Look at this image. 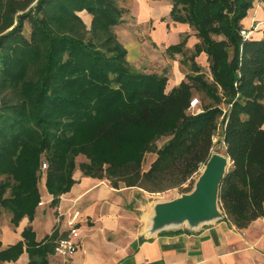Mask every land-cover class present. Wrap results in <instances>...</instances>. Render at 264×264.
I'll list each match as a JSON object with an SVG mask.
<instances>
[{
	"label": "trees",
	"instance_id": "1",
	"mask_svg": "<svg viewBox=\"0 0 264 264\" xmlns=\"http://www.w3.org/2000/svg\"><path fill=\"white\" fill-rule=\"evenodd\" d=\"M171 3L172 21L199 39L190 53L188 35L167 48L190 67L173 88L167 74L128 61L117 34L127 13L120 0H0V217L7 209L15 227L30 223L17 243L0 241V264L25 252L28 264H50L58 233L38 242L31 226L44 174L52 207L76 184L78 167L116 189L144 188L148 153L156 154L155 183L193 186L220 129L231 163L220 187L222 220L244 230L264 217V28L261 38L242 33L256 0ZM202 53L210 78L196 61ZM196 94L205 98L193 112ZM80 156L87 161L78 165Z\"/></svg>",
	"mask_w": 264,
	"mask_h": 264
},
{
	"label": "crops",
	"instance_id": "2",
	"mask_svg": "<svg viewBox=\"0 0 264 264\" xmlns=\"http://www.w3.org/2000/svg\"><path fill=\"white\" fill-rule=\"evenodd\" d=\"M131 1L130 14L134 17V25L127 27L124 23L117 27L118 37L128 50V61L142 73L164 74L165 66L155 71V65L167 48L180 43L188 35L186 50L191 52L199 39L188 24L172 21L171 0ZM83 18L86 23L91 21L86 14ZM243 25L244 29L252 31L251 36L262 37V0H256ZM125 28L128 33L122 34ZM137 28L144 30V34H140ZM196 61L210 72L205 53ZM171 69L172 72L167 74L169 88L178 86L188 75L182 70L180 61H174ZM74 178L76 184L61 196L57 207L51 206L53 196L48 193L44 182L41 191L43 204L39 205L31 223L38 242L54 231L58 233V242L68 236L69 221L78 216V252L70 258L54 253L49 256L50 264H264V217L244 230L220 220L196 229L182 227L152 233L150 209L145 211L143 205H132L139 200L140 188L121 186L116 189L108 180L84 176L79 169ZM29 224L25 218L19 227L7 228L0 237L3 246L21 240V233ZM28 262L29 256L25 252L16 263L6 264Z\"/></svg>",
	"mask_w": 264,
	"mask_h": 264
},
{
	"label": "water",
	"instance_id": "3",
	"mask_svg": "<svg viewBox=\"0 0 264 264\" xmlns=\"http://www.w3.org/2000/svg\"><path fill=\"white\" fill-rule=\"evenodd\" d=\"M230 166L227 156L213 153L191 193L158 203L154 207L151 232L156 233L185 223L196 229L202 224L222 220L224 214L220 205V187Z\"/></svg>",
	"mask_w": 264,
	"mask_h": 264
},
{
	"label": "rangeland",
	"instance_id": "4",
	"mask_svg": "<svg viewBox=\"0 0 264 264\" xmlns=\"http://www.w3.org/2000/svg\"><path fill=\"white\" fill-rule=\"evenodd\" d=\"M169 1V0H168ZM121 5L126 8L127 13L125 15V18L127 20H125V25L128 26H133L134 25V17L131 16L130 14V8H132V1L131 0H120ZM124 25V27H125ZM151 26H153V23H151ZM118 29V28H117ZM138 29V28H137ZM139 33H143L144 34V30L142 32V30H140V28L138 29ZM122 34H127V30L125 28L124 31L121 32ZM163 52V50H161ZM190 53V52H188ZM178 56L175 57V59L170 58L169 55H167L166 53L162 54V57L160 58V61L157 62V65H155V71L160 70L161 67H164V70L162 71L165 74H168L170 72H172L171 68L172 65L174 64V61H183V59H185V57L181 54H177ZM163 57H165V60H163ZM167 63V64H166ZM182 66V70L188 74H190V67L189 64H181ZM204 72L206 73L207 77L210 78V72L209 70L204 69ZM195 98L200 100L201 103V98H205L204 94H196ZM200 107V106H199ZM198 107V108H199ZM198 110V109H197ZM169 138H163L160 141H158L157 146L161 147ZM215 146L213 149L214 153H219L222 155H226V150H225V146L223 144V142L221 141V129L219 130L217 136L215 137L214 140ZM156 159V154L155 153H148L145 157V161L143 164V170L145 172V182H146V186L144 188H140L139 193L138 194V202H134L132 205L136 206L135 204H137V206H141L143 205L145 208V211L150 209L151 214H150V224H152L151 218L154 215V207L158 204V203H163V202H168L171 200H174L176 198L181 197L183 194H187V190L189 188H192V191L194 190L195 184L198 180V178L200 177V175L202 174L204 167H202L200 169V171L193 177L192 181L194 182L193 186H190V181L186 182V183H180L175 185L173 182L169 181V180H161V181H157V183H155V181H153V177L154 175H156V173H150V168H151V164L153 163V161ZM86 158L84 156H80L77 158V164L80 165L83 162H86ZM44 165V164H43ZM48 166L46 168H44V166L42 167L43 171L47 170ZM78 169L80 170V168L78 167ZM77 171V170H76ZM81 171V170H80ZM82 172V171H81ZM45 178H46V174L43 175V179L41 180L40 183V190L42 191V186L45 182ZM138 188V187H137ZM191 191V192H192ZM190 192V193H191ZM142 195L144 197H142ZM142 197V198H141ZM217 221L220 220H216L214 222L211 223H207V224H202L199 227H203L204 225H209L212 223H215ZM182 227H189L190 226L188 224H183L181 226H173V227H168L167 230L170 229H179ZM198 227V228H199ZM14 229L15 226L11 223V213L7 210V209H3L2 210V216L0 217V237L1 234L7 229Z\"/></svg>",
	"mask_w": 264,
	"mask_h": 264
},
{
	"label": "built area",
	"instance_id": "5",
	"mask_svg": "<svg viewBox=\"0 0 264 264\" xmlns=\"http://www.w3.org/2000/svg\"><path fill=\"white\" fill-rule=\"evenodd\" d=\"M243 36L245 38H249L251 36L252 31L244 30ZM199 107V100L197 98L193 99L191 102V111L195 112ZM44 168L47 167V164L43 165ZM43 203L41 202L40 205ZM77 215H75L70 221V232L67 237L60 239L55 247V255L70 258L74 256L79 250V243L76 240L78 236V228H77Z\"/></svg>",
	"mask_w": 264,
	"mask_h": 264
}]
</instances>
